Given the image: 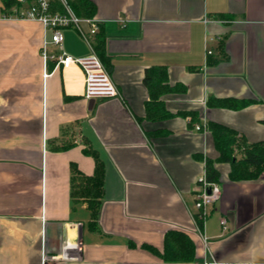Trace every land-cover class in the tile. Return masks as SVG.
I'll return each instance as SVG.
<instances>
[{"label": "crops", "instance_id": "0c3cea01", "mask_svg": "<svg viewBox=\"0 0 264 264\" xmlns=\"http://www.w3.org/2000/svg\"><path fill=\"white\" fill-rule=\"evenodd\" d=\"M92 1L119 97L86 98L78 65L50 60L45 75L42 23L5 16L0 0V264H264V172L232 181L230 164L216 163L221 198L202 230L194 219L204 158L218 156L197 125L264 141V0ZM63 33L66 53L91 52L74 28ZM156 66L175 88L162 95L171 116L152 120L144 76ZM222 101L248 104L210 106ZM85 149L105 168L94 229L88 203L71 195L72 165L95 170ZM172 229L194 240V261L166 262L143 247L162 251ZM66 248L79 256L63 257Z\"/></svg>", "mask_w": 264, "mask_h": 264}, {"label": "trees", "instance_id": "16d2710c", "mask_svg": "<svg viewBox=\"0 0 264 264\" xmlns=\"http://www.w3.org/2000/svg\"><path fill=\"white\" fill-rule=\"evenodd\" d=\"M52 4L54 11L64 10L60 2L53 1ZM69 4L79 17H95L96 5L92 0H69ZM7 5L9 6V4ZM98 34L99 30L92 39V45L105 67H108L104 38ZM144 82L148 86L151 96V100L146 105L147 118L158 120L170 117L171 113L162 100L163 94L175 88V86L169 84L167 69L162 66L147 68ZM218 103H211L210 106L239 108L248 104L246 101H238V103L233 104L227 101ZM182 114L185 116L191 115L193 124L199 121V115L196 111H184ZM198 125L200 129L204 128L202 124ZM205 126L212 134L214 145L218 152V156L215 159L211 157L204 158L208 182L219 181L220 173L216 168V163L221 162L230 164L229 178L232 181L254 180L264 172V141L247 144L235 129L215 121H210ZM85 152L94 156L96 160L95 170L93 174L87 175L75 163L72 165L71 195L73 203H79L80 201L88 203L92 217L90 227L94 229L97 226L96 221L99 217L105 191V168L103 160L95 150L85 149ZM238 154H241V157H237ZM196 216L198 225L202 230L204 220L199 217L200 213ZM143 247L156 253L166 262H191L196 257L194 240L181 230L172 229L166 232L162 251L150 244H144Z\"/></svg>", "mask_w": 264, "mask_h": 264}, {"label": "built area", "instance_id": "2783aa9c", "mask_svg": "<svg viewBox=\"0 0 264 264\" xmlns=\"http://www.w3.org/2000/svg\"><path fill=\"white\" fill-rule=\"evenodd\" d=\"M4 10L8 13L5 16H17L38 20L44 28V41L42 47V57L45 68V75L48 72V62L55 61L63 68L71 65H78L82 68L85 74V93L84 96L88 99H105L119 97L120 92L116 84L112 80L107 68L102 60L95 52L92 39L99 30V23L95 18L79 17L75 14L69 4V0H2ZM53 1L60 2L64 10L54 11ZM8 2V3H7ZM9 4V6L7 5ZM74 28L81 37H83L91 46L92 50L89 54L74 57L69 55L63 49L64 29ZM50 46L58 49V52L52 51ZM212 50L207 49V54H211ZM200 129V126L197 125ZM206 130V126H204ZM222 195V188L218 182H208L206 173L199 179V189L195 193V221L197 223V214L200 213V218L204 222L207 218L213 204L217 202ZM221 224L224 229L227 228V220L221 219ZM198 225V223H197ZM201 230L200 226L198 225ZM204 243L208 245V239L204 237ZM75 249L80 250L79 243L73 245ZM63 257L77 258V251L65 249ZM47 256L45 255V260ZM218 264V263H215Z\"/></svg>", "mask_w": 264, "mask_h": 264}, {"label": "rangeland", "instance_id": "374dc122", "mask_svg": "<svg viewBox=\"0 0 264 264\" xmlns=\"http://www.w3.org/2000/svg\"><path fill=\"white\" fill-rule=\"evenodd\" d=\"M51 49V48H50ZM197 223H198V221H197Z\"/></svg>", "mask_w": 264, "mask_h": 264}]
</instances>
